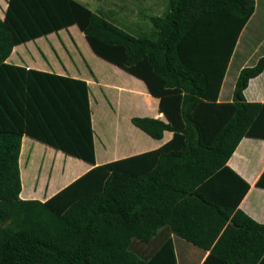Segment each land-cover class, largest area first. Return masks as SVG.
<instances>
[{
  "label": "trees",
  "instance_id": "obj_1",
  "mask_svg": "<svg viewBox=\"0 0 264 264\" xmlns=\"http://www.w3.org/2000/svg\"><path fill=\"white\" fill-rule=\"evenodd\" d=\"M163 1L165 13L148 19L152 31L134 36L76 0H7L0 264H177L171 235L206 251L202 264H264V224L239 209L249 184L227 165L243 138L264 140V103L243 96L264 71V57L240 70L231 101H218L254 0ZM72 25L97 57L158 99L165 122L134 117L132 125L155 140L168 131L170 141L95 166L87 83L6 62L15 46ZM24 136L93 168L45 201L21 199ZM255 186L264 188V171ZM134 241L150 247L138 253Z\"/></svg>",
  "mask_w": 264,
  "mask_h": 264
},
{
  "label": "crops",
  "instance_id": "obj_2",
  "mask_svg": "<svg viewBox=\"0 0 264 264\" xmlns=\"http://www.w3.org/2000/svg\"><path fill=\"white\" fill-rule=\"evenodd\" d=\"M6 2L7 0H0L1 18L7 6ZM140 14L137 13L136 16H140ZM60 35H62L61 38ZM83 38L84 35L77 26L72 25L57 33H50L15 46L6 62L27 69L81 79L87 83L95 147V166L153 151L170 141L172 133L168 131L163 133L162 139L155 140L132 125L131 119L134 117H148L165 122L163 115L158 111V99L148 93L143 81L99 57L104 62L101 66H104L105 70L109 67L120 76H98L96 66L95 69L88 66L86 59L87 57L93 64L97 61V56ZM68 47L77 55L74 60L68 52ZM261 57H264V0H254L253 14L237 39L224 75L218 95L219 102H228L233 99L234 84L240 70L254 65ZM234 66L235 80L225 90L226 76L229 69ZM243 96L247 102L264 103V71L249 80L247 88L243 91ZM25 140L29 139L26 136L22 138L19 157L20 173V158ZM48 149L45 150V153L56 159L57 177L51 178V175H48V181L44 180V183L42 181L43 185H40L39 182V187L30 186L27 190H23L22 186L21 199L45 201L93 168L91 164L70 156L67 158L62 152ZM32 155L34 156V154ZM24 164L26 167L28 166V170H31L27 158H25ZM227 165L249 184V190L240 202L239 209L255 222L264 224V188L255 186L264 171V140L243 138ZM35 181H39L38 176L35 177ZM171 238L175 252L174 241L176 238L173 235ZM189 251L190 253L179 255V262L176 259L177 264H202L208 255L206 251L200 249H190Z\"/></svg>",
  "mask_w": 264,
  "mask_h": 264
},
{
  "label": "rangeland",
  "instance_id": "obj_3",
  "mask_svg": "<svg viewBox=\"0 0 264 264\" xmlns=\"http://www.w3.org/2000/svg\"><path fill=\"white\" fill-rule=\"evenodd\" d=\"M84 5H86L92 11H100L102 13H109L113 16V20L122 27L127 30L134 36H138L142 33H149L152 31V27L148 19L152 16H160L165 13L167 9V4L163 0H76ZM153 7V8H152ZM145 9V11H142ZM137 13H141L140 16H136ZM135 24V26H134ZM133 27V28H132ZM137 28V30H135ZM62 35H60V38ZM84 39V38H83ZM79 42V41H78ZM82 42H84L82 40ZM68 52L71 54L72 60H74L75 56H77L72 50L68 47ZM84 54V53H83ZM93 54V53H92ZM85 56V54H84ZM86 57V56H85ZM96 58V57H95ZM88 60V66L96 69L98 71V76H120L116 72H113L109 67H102V60L97 57V61L93 64ZM77 63V61L75 60ZM235 66L232 69H229L228 74L226 76L224 82V89L230 87L231 83L235 80L234 76ZM97 136V135H96ZM28 138V137H27ZM28 141H24L22 148V156L20 158L21 161V182L23 186V190H27L28 187L35 185V177L39 175L40 185H43L45 181L43 179L47 177V175H51V178L57 177L56 175V159L54 157L48 156V153H45V150H51L55 152H59L54 150L51 147H48L40 142H36L31 138H28ZM97 143V141H96ZM47 148V149H46ZM34 154V156L32 155ZM33 156V157H32ZM25 158L28 159V165L30 164L31 170H28V166L26 167L24 164ZM68 158V156H67ZM24 164V165H23ZM59 178V177H58ZM43 181V183H42ZM39 185V184H38ZM174 246L176 252V259L179 262V255H185L186 253H190V249H195V246L183 241L182 239L175 237ZM150 246L141 244L137 241H134L132 250L140 253L142 251H147ZM197 257V256H195Z\"/></svg>",
  "mask_w": 264,
  "mask_h": 264
}]
</instances>
